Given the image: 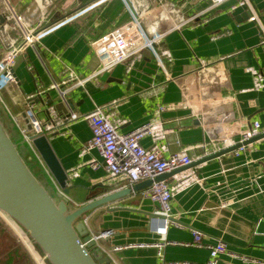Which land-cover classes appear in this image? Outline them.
Instances as JSON below:
<instances>
[{"label":"crops","instance_id":"0c3cea01","mask_svg":"<svg viewBox=\"0 0 264 264\" xmlns=\"http://www.w3.org/2000/svg\"><path fill=\"white\" fill-rule=\"evenodd\" d=\"M17 1L26 12L32 9L31 0ZM130 1L138 12L150 9L144 22L164 31L159 50L165 70L144 52L140 61L112 68L68 95L77 120L59 128L51 143L70 175L74 188L68 199L73 206L87 202H80L82 195H102L105 190L98 184L119 188L126 183L123 178L109 177L103 167L94 169L88 164L91 158L101 161L96 151L91 156L81 154V146L92 136L83 118L96 106L107 107L114 119L122 122L118 127L122 134L141 127L160 112L161 125L167 132L160 143L166 147L163 156L189 150L192 162L229 148L221 141L224 133L237 144L249 123L258 120L264 128V0H250L251 9L236 10L232 7L239 0L213 9L206 0ZM90 4L27 49L14 67L19 82L0 91V116L23 144L24 156L46 176L22 133L31 126L28 113L40 125L49 120L40 104L29 103L37 93L35 82L46 101H57L54 84L68 79L71 72L79 79L93 75L99 62L92 54V41L130 18L121 0L101 4L100 0H91ZM249 12L252 17H242ZM56 20H60L58 15L49 22ZM5 31L10 33L6 23L0 26V41L4 40L0 42V55L16 42ZM254 76L259 78L256 85ZM162 107L165 110L161 111ZM141 145L152 147V139L145 136ZM183 181L187 184L182 185ZM166 182L178 187L170 216L183 225L169 223L162 233L165 223L161 220L155 229L148 216L109 211L132 207L155 212L156 207L138 195L84 217L91 235L113 231L111 237L100 242L112 264H160L156 245L165 242L169 244L162 255L167 263L205 264L210 257L207 247L221 242L227 251L220 256L219 264H264V138L242 152L236 150L202 163ZM194 233L201 236L200 248L194 245ZM242 257L252 262H244Z\"/></svg>","mask_w":264,"mask_h":264},{"label":"built area","instance_id":"2783aa9c","mask_svg":"<svg viewBox=\"0 0 264 264\" xmlns=\"http://www.w3.org/2000/svg\"><path fill=\"white\" fill-rule=\"evenodd\" d=\"M1 1L4 6L8 8L6 16L10 23L9 35H13V38H16V42L14 45H9L8 49L2 53L0 58V91L10 84L17 83L14 77V67L17 59L22 56L27 49L37 45L44 35L60 23H55L54 21L50 24V18L47 16L48 8L47 10H43L38 7L37 10L40 11L41 16L32 22L25 14H21L15 10L9 0ZM105 1L109 0H100V4L105 3ZM121 1L126 5L130 13L129 21L123 26L109 30L106 34L92 41L91 51L99 62L98 70L87 79H79L71 72L68 79H63L59 83L54 84V88L58 90L65 102L66 97H68L74 88L83 87L93 77L106 73L112 68L123 65L126 62L133 60L140 61L143 58L144 52H148L153 56V58L157 60L159 67L165 70L162 53L159 50L163 41L162 37L164 36V31L161 29L158 30L156 26L144 22L150 9L138 12L134 9L130 0ZM206 1L209 2V9H213L230 0ZM238 7L251 9L252 3L250 0H239V4L234 5L232 9L236 10ZM38 11H33L31 16H36ZM11 29L14 30V33H11ZM254 81L256 85L259 81L258 76H254ZM162 110H165V108L162 107L161 111ZM68 111L70 114L68 123L70 124L72 121L77 120V115L70 109H68ZM27 115L31 119L32 129L31 131L22 130V133L24 140L29 144L32 151H34V149L30 141L31 135L51 136L55 132L59 134V128L63 127L61 126L62 121L59 120L54 126L42 128L39 122H37V120L35 121L32 113H28ZM83 120L88 124L92 136L87 143L81 146V154L83 156H91L92 152L96 151L101 158L100 162L95 158H91L88 164L94 169H99L100 166L103 167L107 171L109 177L113 179L123 178L126 181L124 184L125 186H120L118 189H132L131 197L135 198L138 195L142 200L151 202L156 207V212L163 218L171 217V203L175 193L178 191L177 186H170L166 181L153 182L152 186L146 188V190L139 194L133 191V188L138 183L145 182L146 180H153L163 173L178 170L192 163L189 150L171 155L168 158L163 156L166 147L160 143L165 138L167 132L161 125L160 112L153 114L152 118L141 127L126 134H122L118 131V127L122 122L115 120L112 113L104 106H96L89 115L84 116ZM246 127L247 129L241 134L239 143H243L244 141H248L264 133V128L258 120L253 121L251 124L249 123ZM145 136H149L152 139V147H142L141 141ZM221 141L224 143L225 147H233L236 143L226 133L223 134ZM245 147L246 146L241 147L237 152L244 151ZM34 153L36 159L48 174L40 155L36 151H34ZM185 182L187 181H183L182 185L187 184ZM157 222L158 221H152V228L157 229ZM164 222L165 229L162 233L166 231L169 224L168 220H164ZM112 234L113 231L111 230L104 231L100 234H92L91 237L95 239L100 246V242L105 238L111 237ZM194 236H196L194 245L200 248L202 246L201 236L196 233H194ZM167 244L169 243L165 242L156 245L158 249L157 255L161 260L160 264H180L164 262L162 250ZM184 245L190 246V244ZM207 248L210 257L205 264H219L220 256L227 251L226 245L221 242L217 245H210ZM242 260L244 262H252V260L247 257H242Z\"/></svg>","mask_w":264,"mask_h":264},{"label":"water","instance_id":"95a60500","mask_svg":"<svg viewBox=\"0 0 264 264\" xmlns=\"http://www.w3.org/2000/svg\"><path fill=\"white\" fill-rule=\"evenodd\" d=\"M35 2L38 3L37 0ZM47 8L46 6L42 9L47 10ZM7 12L8 8L0 0V26L5 23L9 26ZM242 17L249 19L252 14L249 12L243 14ZM11 33H14L13 29H11ZM5 35L10 36L7 31H5ZM0 42L3 44L4 40L1 39ZM1 56L2 54L0 58ZM14 77L16 82H19L15 72ZM30 77L32 78V76ZM35 89L37 93L30 99L29 103L32 106L40 104L41 108L45 109L44 114L49 118L47 123L41 125V127L54 126L59 120L62 121L61 126L68 125L70 114L66 107L68 106L71 111L75 110V105L70 100V96L66 97L65 102L56 90L58 100L46 101L44 93L38 92L36 82ZM33 118L35 119L34 115ZM31 129L30 126L29 131ZM56 135H58V132L51 136H30L34 151L38 152L44 167L48 171L46 177L55 188V193H52L29 168L24 159V153L18 150V145L15 143L13 136L8 133L7 126L0 116V211L4 212L29 234L31 240L34 241L50 264H112L113 260L105 255L96 240L91 237L84 217L99 208L110 207L112 204L128 200L131 198L132 189H118L113 185L98 184L105 190L102 195L84 203L82 206H73L68 199L74 188L70 184V175L63 168L51 143ZM263 138L264 133L243 143H237L233 147L224 148L217 151V153L207 155L197 162H192L178 170L163 173L153 180L138 183L133 191L139 194L152 186L153 182H164L184 171L193 169L202 163L217 160V158L233 153L241 147L253 144V142ZM115 210H125L148 216L153 222L168 220L171 224L183 225L180 221L171 217L163 218L156 212V208L153 213L132 207L111 208L109 211L113 212Z\"/></svg>","mask_w":264,"mask_h":264},{"label":"rangeland","instance_id":"374dc122","mask_svg":"<svg viewBox=\"0 0 264 264\" xmlns=\"http://www.w3.org/2000/svg\"><path fill=\"white\" fill-rule=\"evenodd\" d=\"M31 1L32 9H28L26 12L27 9H24L23 4L20 1L9 0L15 10L21 13H26V17L34 22L35 19H38L41 16V14L40 11H38L36 16H31L32 11L37 8L35 0ZM90 1L91 0H50L49 5L47 6V16L48 18H51L54 15H58L60 20H56L55 23L63 22L69 17L84 11L92 4H90ZM7 130L8 133L13 136V139H15V143L18 145V150L24 153L23 144L19 143L18 139H16L14 134H12L13 130L8 127ZM24 159L26 160L29 168L32 169L35 176L43 182L45 187H47L52 193H55L54 186L48 180L46 175H43L41 170L37 168L34 161L28 160L26 157ZM95 196V194H89L86 196L82 195L79 200L81 203L86 201L88 202L94 199ZM16 249L19 250V257H16V262L11 264H50L45 255L35 245L34 241L31 240L29 234L17 223L12 221L4 212L2 213L0 211V264H7L9 254Z\"/></svg>","mask_w":264,"mask_h":264},{"label":"trees","instance_id":"16d2710c","mask_svg":"<svg viewBox=\"0 0 264 264\" xmlns=\"http://www.w3.org/2000/svg\"><path fill=\"white\" fill-rule=\"evenodd\" d=\"M16 257H19V250L18 249L14 250L13 252H11L9 254V259H7V264H11L13 262H16Z\"/></svg>","mask_w":264,"mask_h":264},{"label":"bare ground","instance_id":"6f19581e","mask_svg":"<svg viewBox=\"0 0 264 264\" xmlns=\"http://www.w3.org/2000/svg\"><path fill=\"white\" fill-rule=\"evenodd\" d=\"M37 7H39L40 9H42L43 7H46L49 5L50 0H37Z\"/></svg>","mask_w":264,"mask_h":264}]
</instances>
